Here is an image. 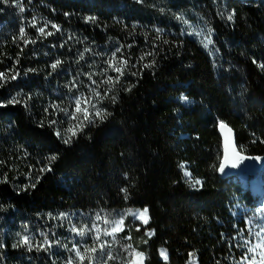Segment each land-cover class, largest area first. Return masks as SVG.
I'll use <instances>...</instances> for the list:
<instances>
[{"label":"trees","instance_id":"16d2710c","mask_svg":"<svg viewBox=\"0 0 264 264\" xmlns=\"http://www.w3.org/2000/svg\"><path fill=\"white\" fill-rule=\"evenodd\" d=\"M0 73V264L262 262L219 126L264 158V0H0Z\"/></svg>","mask_w":264,"mask_h":264},{"label":"rangeland","instance_id":"374dc122","mask_svg":"<svg viewBox=\"0 0 264 264\" xmlns=\"http://www.w3.org/2000/svg\"><path fill=\"white\" fill-rule=\"evenodd\" d=\"M262 166H264V158H261L259 160L258 168H260ZM232 183L234 185L241 187L243 192L248 191L254 197V203H253L254 206H252V208H250V211L253 209L255 210V211H253L252 224L254 225L255 229H258L259 227H261V223H259V222H264V172H261V170H259V171L256 170L255 174H252V175L244 174V173H238L232 179ZM256 183L261 184L263 187H260V189L257 190L255 187H253ZM255 194L259 195V197L256 198ZM142 211L143 210L126 211V212H122L121 214H119L115 221L123 219L124 223L121 226L122 230H118L113 234L116 235V234L123 232V230L125 229V221H126L128 216H132L136 220L142 222L144 225H147L150 221L149 213H147V222L145 223L144 218L138 217V213L142 212ZM133 213H135L136 215H133ZM115 221L112 224V228L115 226ZM260 235H261V233H260ZM260 245H261V247L258 248V252L262 253V260H261L262 262L260 264H264V229H263V233L261 235ZM146 259H147V257L145 255L144 264L146 262Z\"/></svg>","mask_w":264,"mask_h":264},{"label":"snow or ice","instance_id":"6c2138e0","mask_svg":"<svg viewBox=\"0 0 264 264\" xmlns=\"http://www.w3.org/2000/svg\"><path fill=\"white\" fill-rule=\"evenodd\" d=\"M21 11H23V9H21ZM89 19H93V18H89ZM229 19H232V17L229 16ZM31 26H33V27L35 26V21L32 22V25H31ZM52 27H53V28H57V25L53 24ZM57 30H59V29L57 28ZM38 31H39L41 34H44V33H45V28H44V27H39V28H38ZM20 35H21L22 38L25 36V29H24L23 27L20 28ZM47 35H52V33L49 32V33H47ZM26 42H27V41H26ZM125 63H126V62H125ZM59 64H60V61L57 60L56 63H54V64L51 65V67L53 68V70H55ZM115 70H116L117 72H120V71H121V69H119V68H116ZM2 78H4V74H3V73H0V79H2ZM13 78H15V77H13ZM10 102H15V101H10ZM80 104H81V101H80L79 99H77V100H76V110H77V111H80V110H81V109H80ZM97 115L102 116L103 114L100 113V112H98ZM73 118H75V117H73ZM86 118H87V117H86ZM226 127H227V126L224 125L223 122H221V128H226ZM70 131H71V129H70ZM228 131L230 132L231 129H228ZM73 134H75V133H73ZM226 139H227V138H226ZM68 142H69L68 140H65V143H68ZM226 151H227V149H226ZM233 154H234V156H235L236 158L232 161V167H236L237 162H238L239 160H242L244 157L239 156V155L235 152V148L233 149ZM53 159H54V157H53ZM227 162H228V158H227V156H226V157H225V161H224L223 163L220 164V169H219V170H220L221 172L224 171V168H225ZM181 167L184 168L185 166H184V165H181ZM184 175H185L186 177H191V173L188 172L187 170H185ZM190 182H191V181H190ZM199 184H201V181H200V180H195L193 186H195V185H199ZM125 191H126V190H125ZM147 213H148V209H147V208H145L142 212H139V213H138V217H139V218H144V222H145V223L147 222ZM133 215H136V214L133 213ZM105 222L107 223L108 221H105ZM123 223H124L123 219H120V220L115 221V226L112 228V233H115V232L118 231V230H122V227H121V226L123 225ZM97 231H99V229H97ZM106 234H110V233H107V232H106ZM79 235H81V236L84 235L83 230H81V231L79 232ZM96 239L98 240L99 237H96ZM23 243H24V244H28V239H27V237H25V239L23 240ZM260 247H261L260 244H257V245H256V248H260ZM29 250H31V245H29ZM84 251H85V252H95L96 250H95V248H86ZM248 251H249V252H252V251H254V249H253V248H249ZM76 255L79 257V259L81 260V262H83V260L85 259V255H84L83 253H81V251H80L79 249H76ZM161 256L164 258L165 261H167L168 257H167V252H166V251H161ZM134 257H135V259H134V261L132 262V264H144L145 254H144L143 252H135V253H134ZM108 258L111 259L112 257L109 256ZM68 264H72V262L69 261Z\"/></svg>","mask_w":264,"mask_h":264},{"label":"water","instance_id":"95a60500","mask_svg":"<svg viewBox=\"0 0 264 264\" xmlns=\"http://www.w3.org/2000/svg\"><path fill=\"white\" fill-rule=\"evenodd\" d=\"M224 125H226L227 127L221 128V125L219 126V134L223 142V161L222 163L225 161L226 156L228 158V162L226 163V166L223 172L219 170V176L223 180H228L238 173L251 174L255 169L258 168L259 159L256 157H248L244 155L243 153H241L238 147L235 131L227 124H224ZM228 129H231V131L229 132ZM234 148H235V152L239 156L244 157L242 160H239L237 162L236 167H232V161L236 158L233 154Z\"/></svg>","mask_w":264,"mask_h":264},{"label":"bare ground","instance_id":"6f19581e","mask_svg":"<svg viewBox=\"0 0 264 264\" xmlns=\"http://www.w3.org/2000/svg\"><path fill=\"white\" fill-rule=\"evenodd\" d=\"M254 187L258 190V189H260L261 186H260V184H255Z\"/></svg>","mask_w":264,"mask_h":264},{"label":"built area","instance_id":"2783aa9c","mask_svg":"<svg viewBox=\"0 0 264 264\" xmlns=\"http://www.w3.org/2000/svg\"><path fill=\"white\" fill-rule=\"evenodd\" d=\"M189 178H191V177H189Z\"/></svg>","mask_w":264,"mask_h":264}]
</instances>
